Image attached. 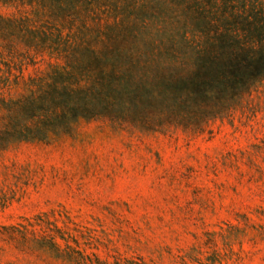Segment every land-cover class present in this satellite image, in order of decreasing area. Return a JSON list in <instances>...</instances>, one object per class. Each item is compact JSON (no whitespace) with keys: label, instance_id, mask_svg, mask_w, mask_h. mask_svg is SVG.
Instances as JSON below:
<instances>
[{"label":"rangeland","instance_id":"rangeland-1","mask_svg":"<svg viewBox=\"0 0 264 264\" xmlns=\"http://www.w3.org/2000/svg\"><path fill=\"white\" fill-rule=\"evenodd\" d=\"M36 9L0 2L4 17ZM95 10L103 30L113 20L111 5ZM46 12L43 25L82 36L78 21ZM143 13L140 34H161L169 19L158 24L149 7ZM96 23L86 20L89 36ZM193 33L196 41L204 38ZM10 38L15 50L23 48L18 36ZM227 110L205 118L199 132L69 116L70 128L44 141L5 144L0 264H264V79Z\"/></svg>","mask_w":264,"mask_h":264},{"label":"trees","instance_id":"trees-1","mask_svg":"<svg viewBox=\"0 0 264 264\" xmlns=\"http://www.w3.org/2000/svg\"><path fill=\"white\" fill-rule=\"evenodd\" d=\"M9 1L16 0H0ZM17 1L37 9L0 16V149L11 140L44 141L66 131L69 116L199 132L205 118L227 115L235 97L264 79V0ZM102 3L111 5L113 16L103 30L95 10ZM144 7L158 24L169 19L161 34H140L147 26ZM44 8L54 19L78 21L82 36L43 25ZM88 18L97 20L92 36ZM195 30L204 35L201 41ZM13 35L22 49L15 50Z\"/></svg>","mask_w":264,"mask_h":264}]
</instances>
